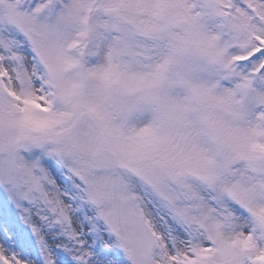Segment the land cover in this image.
Here are the masks:
<instances>
[{"label": "snow or ice", "instance_id": "1", "mask_svg": "<svg viewBox=\"0 0 264 264\" xmlns=\"http://www.w3.org/2000/svg\"><path fill=\"white\" fill-rule=\"evenodd\" d=\"M0 264H264V0H0Z\"/></svg>", "mask_w": 264, "mask_h": 264}]
</instances>
